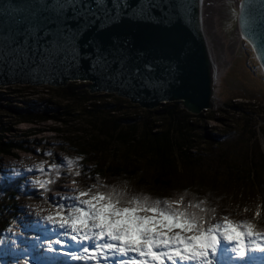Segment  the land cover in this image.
Returning <instances> with one entry per match:
<instances>
[{
    "label": "trees",
    "instance_id": "16d2710c",
    "mask_svg": "<svg viewBox=\"0 0 264 264\" xmlns=\"http://www.w3.org/2000/svg\"><path fill=\"white\" fill-rule=\"evenodd\" d=\"M47 89L45 97L32 86L0 89V157L31 153L29 147L43 145L36 139L42 131L33 127L55 124L49 131L64 133L65 144L87 160L81 170L95 182H110L99 187L104 192L117 187L147 197L155 189L154 196L170 197L166 193L183 191L192 196L189 204L203 201L205 220L230 212L264 217V102L232 101L194 115L180 102L150 111L113 94H92L89 83ZM208 122L220 123L223 131L209 132ZM23 124L32 127L21 139H9L14 126ZM6 175L7 184L0 179V230L20 214L21 186L5 192L13 182Z\"/></svg>",
    "mask_w": 264,
    "mask_h": 264
},
{
    "label": "snow or ice",
    "instance_id": "6c2138e0",
    "mask_svg": "<svg viewBox=\"0 0 264 264\" xmlns=\"http://www.w3.org/2000/svg\"><path fill=\"white\" fill-rule=\"evenodd\" d=\"M170 2L137 0L131 4L129 0H112L109 7L106 0H92L91 3L87 0H36L37 6H43L52 13V18L47 25L40 21L27 25L25 39L14 43L13 49L23 50L31 39V51L39 52L42 62L57 57L74 63L89 59L90 71H107L115 65L116 72L127 71L128 78L136 77L141 74V69L126 67L130 60L127 41L120 44L113 37L107 48L98 41H90L94 43L92 52L82 55L77 37L93 26L98 32L104 31L110 22L123 16L148 18L161 3ZM191 3L192 0H175L178 9L184 12ZM257 4L261 8L259 28L264 30V0H241L239 12L232 13L233 20L239 22L244 39H251L249 31L255 27L251 19ZM69 11L71 15H68ZM4 36L0 33V58L4 56L6 47ZM260 58L264 60V54ZM176 66V61H170L168 72L172 73ZM144 68L150 72L152 65L146 63ZM141 83L163 88L168 80L166 77L149 76L142 77ZM65 165L71 169L74 161L59 158L47 169L42 165L37 169L28 168L25 172L32 174L31 177L13 169L9 178L21 179L22 190L41 193L48 190L47 186L54 181H42L35 177L42 173L50 174ZM80 174L76 172L77 176ZM74 191L77 193L74 197L49 201L57 209L55 215L30 222V230L40 234L33 238L29 246L18 251V241L15 236L11 237L4 254L15 257L14 264H224L229 253L232 254V261L255 264V260L259 259L264 264V256L249 255L264 253V232L256 231L251 222L236 223L228 217L222 218L223 224L209 223L206 226L204 213L209 210L201 206L203 201L189 204L181 211L178 209L183 198L150 200L148 197L128 196L117 187L105 192L93 191L91 187ZM192 208L199 211L188 210ZM255 215L259 216L260 212ZM221 241L224 242L223 247Z\"/></svg>",
    "mask_w": 264,
    "mask_h": 264
},
{
    "label": "water",
    "instance_id": "95a60500",
    "mask_svg": "<svg viewBox=\"0 0 264 264\" xmlns=\"http://www.w3.org/2000/svg\"><path fill=\"white\" fill-rule=\"evenodd\" d=\"M204 1L192 0L187 12L178 9L175 0L161 3L153 9L150 17L131 19L126 16L110 22L104 31L96 27L81 32L77 37L79 51L83 55L92 52L94 43L104 48L116 37L120 44L127 41L130 54L129 66L139 67L141 74L128 78V73L116 72L115 65L107 71L89 70V59L79 62L62 60L59 57L48 62L39 59V52L31 51V39L21 51L13 49L14 43L25 39L27 25L40 21L47 25L52 13L36 0H0V33L5 34L6 47L0 59V87L49 86L65 87L71 82L89 83L92 94H113L129 100L143 109H157L162 104L180 102L183 109L199 115L203 111L215 110L217 106V83L220 69L215 60L213 48L207 35L204 15ZM91 3L92 0H87ZM111 7L112 0H106ZM135 4L137 0H129ZM241 1L238 3V12ZM261 8L257 4L251 19L255 27L249 31L251 39H244L239 22L237 32L252 48L255 58L264 72V30L259 28ZM68 15H71L69 11ZM97 23H99L97 21ZM75 27V25H73ZM87 45V46H86ZM258 49L260 50L258 52ZM178 57V60H177ZM176 61V68L168 72L170 61ZM152 65L146 71L144 65ZM166 77L163 87L142 84V77Z\"/></svg>",
    "mask_w": 264,
    "mask_h": 264
},
{
    "label": "rangeland",
    "instance_id": "374dc122",
    "mask_svg": "<svg viewBox=\"0 0 264 264\" xmlns=\"http://www.w3.org/2000/svg\"><path fill=\"white\" fill-rule=\"evenodd\" d=\"M241 0H227L226 5H223L222 2L218 3V14L222 15L221 25L217 28V33L221 37V42L227 43L226 46L230 47V44H233L232 47V64L228 66L225 71V75L223 74L222 80L220 79L219 85L217 88V108L212 111H219L223 109L225 103H231L232 101H245V100H257L258 102H264V72L259 66L258 62L255 59V55L249 46L241 38L239 37L237 32V24L236 20H233L232 13L233 11L238 13V3ZM215 5H211V15L213 13V8ZM216 31V30H213ZM222 35V36H221ZM238 37L241 38V44L238 46ZM220 42V43H221ZM222 44V43H221ZM237 45V46H236ZM223 46V44H222ZM232 55V54H231ZM16 87V86H11ZM8 87H0V89H6ZM35 92H38L42 97L45 95H49L51 93L49 87L44 86H33ZM158 109V108H157ZM156 109H151L150 111H154ZM55 124H45L42 126H34L33 128L37 131H42L36 139H41L43 141V145L39 147L31 146V153L20 152L19 157H0V167L3 168L5 173H11V170L20 171L25 174L26 177H31L32 174L26 173L25 170L28 168L37 169L39 166H43L45 169L49 168L50 165L57 163L59 158H64L65 160L71 159L74 161V165L71 169H69L66 165L59 169H54L50 174L42 173L36 176L35 178L38 180H48L52 179L54 182L49 184L52 185L55 191H52L50 188L46 191H42L41 193H32L28 190H24L29 192L30 194L27 196L23 192L20 195L21 197H16L19 201L18 210L22 211L23 218L29 215L28 226H30V222L36 219H42L39 217H44L47 215L56 214L57 209L49 203V201L58 202L60 197H74L77 193L74 189H87L90 188V185L96 183L94 177L88 176L84 171L81 170L79 165H84L87 160L84 156H80L79 154H75L74 151L69 147L68 144H65L64 140V133H57L49 131L50 127H55ZM32 127L31 125L23 124V125H16L14 126V132L9 139L18 138L21 139L22 132L27 130L28 128ZM206 128L209 132H222L223 125L218 122H208L206 124ZM262 145L264 148V141L262 140ZM44 153H52L53 156H46ZM89 166V165H88ZM79 171L81 174L79 176L76 175V172ZM57 172H59V178H57ZM1 180L3 177L1 176ZM75 180V183L73 181ZM98 180L108 182L103 177H99ZM109 180V179H108ZM164 182V180H162ZM4 183V182H3ZM5 184L6 181H5ZM116 185L114 183H111ZM15 186L19 185V182L16 181ZM105 185V184H104ZM101 185L99 187H102ZM124 184L121 186L123 187ZM127 186V185H125ZM124 186V187H125ZM48 187V186H47ZM98 187V188H99ZM96 188V190L98 189ZM149 188V187H146ZM178 190V189H175ZM152 193V194H151ZM171 193H178L176 196L172 195ZM146 194V191H145ZM153 194H158L155 189H150V193L146 194L149 199H181L183 198L182 204L178 210H185V208L189 205L191 201L189 198L192 196H188L183 191H175V192H168V196L170 197H163V196H154ZM188 196V197H187ZM194 197V196H193ZM188 199V200H186ZM193 205H195L193 203ZM195 211H199V209L194 208ZM190 211V210H189ZM223 214V213H221ZM237 222H251L254 224L257 230L264 232V217L253 216L250 214H232L230 212L229 215ZM34 218V219H33ZM27 221V220H26ZM223 224L224 222H218ZM256 224V225H255ZM15 234V231L10 233ZM28 240L32 241L35 236H28ZM221 246H224V242L221 241ZM228 247H231L228 245ZM21 247L18 244L17 250L19 251ZM250 256L261 257L264 256V253H250ZM231 256L225 258V263L230 264H238L240 261H232L230 259ZM64 259V258H61ZM247 259V257L245 258ZM257 263V259L255 260ZM11 264H14V260H12ZM261 264V262H260Z\"/></svg>",
    "mask_w": 264,
    "mask_h": 264
},
{
    "label": "bare ground",
    "instance_id": "6f19581e",
    "mask_svg": "<svg viewBox=\"0 0 264 264\" xmlns=\"http://www.w3.org/2000/svg\"><path fill=\"white\" fill-rule=\"evenodd\" d=\"M219 2H222V0H205L204 1V15H205V22L207 25V35H208L209 41H210L212 48H213V55L215 57V60L220 59L218 62V65L219 66L224 65V67H225V68L220 69V75H219L218 83H219L220 79L222 80L223 74L225 73L228 66L232 64L231 60H232V56H233V53L231 51L233 44H230V47L226 46L227 43L225 44V43L221 42V40H220L221 37L218 35V34H220V31H218V33H217V28H218L217 23L219 24V28H220L221 19H222V15L220 13L218 14V9H219L218 3ZM226 2H227V0H225V2H222V4L226 5ZM211 5H215V7L212 6V8H213L212 15H211V8H209ZM213 30H216V31H213ZM241 40L242 39L238 37V41H239L238 46L241 44ZM220 42L223 44V46ZM218 83H217V88L219 85ZM215 105H217V104H215ZM148 110H151V109H148ZM3 182L5 184L4 180L2 181V183ZM91 187H94V186H91ZM97 191L104 192V191L100 190L99 188L97 189ZM232 221L236 222L233 219H232ZM229 256H232V254L229 253Z\"/></svg>",
    "mask_w": 264,
    "mask_h": 264
},
{
    "label": "clouds",
    "instance_id": "9594fccd",
    "mask_svg": "<svg viewBox=\"0 0 264 264\" xmlns=\"http://www.w3.org/2000/svg\"><path fill=\"white\" fill-rule=\"evenodd\" d=\"M240 37V36H239ZM250 46V45H249ZM251 47V46H250ZM252 49V48H251ZM253 51V50H252ZM254 53V52H253ZM255 55V54H254Z\"/></svg>",
    "mask_w": 264,
    "mask_h": 264
}]
</instances>
